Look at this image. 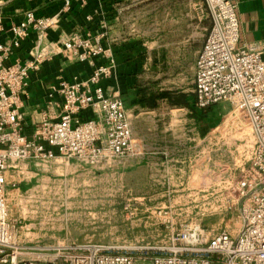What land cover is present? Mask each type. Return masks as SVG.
<instances>
[{
    "label": "rangeland",
    "instance_id": "374dc122",
    "mask_svg": "<svg viewBox=\"0 0 264 264\" xmlns=\"http://www.w3.org/2000/svg\"><path fill=\"white\" fill-rule=\"evenodd\" d=\"M117 5L119 24L127 38L138 37L135 47L141 48L137 55L120 58L136 60L122 90L143 158L102 168L61 160L28 169L27 163L19 164L8 176L15 183L7 191L8 209L20 240L32 245L94 243L128 254L137 264H152L171 231L191 222L213 235L236 233L241 217L239 210L226 211L227 201L248 164L254 135L245 119L222 104L207 122L208 112L198 110L196 139L189 113L172 104L180 92L193 91V70H180L189 56L152 54L164 35H196L198 45L204 44L212 26L204 0H123ZM161 93L173 100H158L150 108L146 99ZM197 142L195 153L189 148ZM196 155L198 178L186 185L179 171Z\"/></svg>",
    "mask_w": 264,
    "mask_h": 264
},
{
    "label": "built area",
    "instance_id": "2783aa9c",
    "mask_svg": "<svg viewBox=\"0 0 264 264\" xmlns=\"http://www.w3.org/2000/svg\"><path fill=\"white\" fill-rule=\"evenodd\" d=\"M204 1L212 26L195 63V106L205 112L229 105L254 135L248 164L227 201L226 211L239 210L241 225L234 235L228 231L213 235L199 222L174 229L152 264H264V49L255 43L241 44L238 0ZM25 16L12 26L10 44L0 41V264H137L130 255L106 245H32L20 240V228L10 219L7 191L15 183H9L8 172L19 170L21 163L43 166L61 160L102 168L143 155L134 140L126 102L107 85L117 70L107 35L72 33L60 43L45 44L59 17L37 18L34 11ZM32 31L37 46L28 61L8 63ZM58 57L87 64L92 73L51 88V99L57 95L63 99L61 113L44 117L29 137L22 96L31 72Z\"/></svg>",
    "mask_w": 264,
    "mask_h": 264
},
{
    "label": "crops",
    "instance_id": "0c3cea01",
    "mask_svg": "<svg viewBox=\"0 0 264 264\" xmlns=\"http://www.w3.org/2000/svg\"><path fill=\"white\" fill-rule=\"evenodd\" d=\"M121 1L123 0H70V8L67 10V0H0V16H2L0 41L4 44H10L13 38L12 26L23 22L27 11H34L37 18L59 17L58 25L48 31L45 44L60 43L72 33H80L82 35L105 33L107 35L106 43L115 42L114 52L117 61L116 78L112 83L111 81L107 82V85L119 91L124 97L122 90V87H124L123 80L126 79L129 72L133 71L134 73L136 60L124 63V60L120 57L137 55L141 48L135 47L138 45V37L130 35L127 38L123 27L119 24L122 17L119 10H117V4L121 3ZM237 6L241 44L255 43L264 49V0H238ZM152 44H155V42ZM147 45L150 46L149 42H147ZM157 45L156 48H153V55L189 56L190 61L184 60L180 70L191 67L195 77V63L204 45H198L196 35H164L162 44L157 43ZM36 46L37 34L32 31L29 38L20 47L13 50L8 63L27 62L31 50ZM147 48L149 49L150 47ZM149 53L150 51H148ZM91 73L92 68L89 65L81 64L70 57H58L44 64L38 71H32L28 80L26 94L22 96L24 105L21 112L24 115L25 133L32 137L37 125L44 117L60 115L63 99L58 95L53 99L50 98L51 88L54 85L59 84L61 81L71 82L76 76L82 79L87 78ZM179 94H183L194 106L193 110L181 107L180 111L189 113L190 121L194 124L192 129L194 136L198 139V109L195 106V95L193 91L180 92ZM162 101L167 102V100ZM218 110L217 107H214L206 111L208 112L204 116L206 122L209 119L210 112ZM128 114L132 120L129 110ZM216 125L217 123L214 126ZM209 126L208 124L207 127ZM211 127L214 128L213 126ZM192 148L197 153L198 142L193 147L190 146L189 149ZM142 158L143 155L136 159ZM197 158L198 155L195 156L194 161L185 160L184 166L179 171L180 179L186 185L193 183L198 178ZM23 164L25 165V163ZM28 165L32 166V163L26 164L27 169L29 168ZM147 167H149V163H147ZM11 172L15 173L16 171L10 170L8 176Z\"/></svg>",
    "mask_w": 264,
    "mask_h": 264
},
{
    "label": "trees",
    "instance_id": "16d2710c",
    "mask_svg": "<svg viewBox=\"0 0 264 264\" xmlns=\"http://www.w3.org/2000/svg\"><path fill=\"white\" fill-rule=\"evenodd\" d=\"M143 94H147V91H142ZM158 100H167V101H171L173 100V98L171 97L170 94L168 93H161L159 95H156L155 97H153L151 100H147L146 99V104L150 107V108H156L157 107V101ZM175 106L178 107H186L189 108L191 110L194 109V106L191 104V102L186 99V97L183 94H179L177 97V100L173 101L172 103Z\"/></svg>",
    "mask_w": 264,
    "mask_h": 264
}]
</instances>
